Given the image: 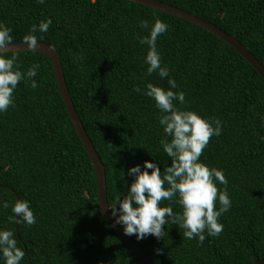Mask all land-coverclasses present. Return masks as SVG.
Returning a JSON list of instances; mask_svg holds the SVG:
<instances>
[{"label": "trees", "instance_id": "16d2710c", "mask_svg": "<svg viewBox=\"0 0 264 264\" xmlns=\"http://www.w3.org/2000/svg\"><path fill=\"white\" fill-rule=\"evenodd\" d=\"M157 1L214 24L264 67V0ZM47 17L49 30L36 35L59 53L72 103L105 167L108 204L131 183L129 167L152 159L161 169L170 164L159 144L163 131L154 102L133 91L149 82L169 87L167 78L146 75L147 46L138 40L148 29L139 27L141 20L169 25L157 50L186 93L183 107L223 122L221 135L210 138L200 158L223 169L228 179L232 205L219 218L222 233L197 244L168 224L163 240L130 236L140 249L154 264L264 259V81L254 68L210 32L126 0H46L43 5L0 0V22L12 28V43L23 42L30 27ZM6 55L17 57L22 72L40 64L34 78L39 86L20 82L15 107L0 114V200L9 203L0 209V228L16 236L15 223L8 220L14 215V193L30 202L37 217L32 226L17 224L26 253L21 264H141L99 212L95 170L66 112L50 60L34 51ZM172 207L181 210L176 203Z\"/></svg>", "mask_w": 264, "mask_h": 264}, {"label": "clouds", "instance_id": "9594fccd", "mask_svg": "<svg viewBox=\"0 0 264 264\" xmlns=\"http://www.w3.org/2000/svg\"><path fill=\"white\" fill-rule=\"evenodd\" d=\"M36 3L43 5L46 0H36ZM51 24L52 19L47 17L30 27L23 37L27 49L37 50L42 37L36 33H46ZM139 27L148 29V34L138 40L140 45L147 46L144 56L146 75L156 73L161 80L167 78L169 87L165 89L149 82L143 88L134 86L133 91L154 102L159 113L158 124L163 131L159 144L170 164L161 169V164L152 159L129 167L126 174L132 178L131 183L111 204L106 202V207L115 224L122 226L123 233L134 235L137 241L149 235L163 240L168 235L165 225L171 224L184 230V238L203 244L207 236L217 237L222 233L224 225L219 218L232 205L224 170L209 167L200 159L210 138L221 135L223 122L214 117L204 118L183 107L186 93L179 90L175 79L170 76L171 69L162 63L161 53L157 50L158 37L168 31L169 25L155 19L151 26L149 21L141 20ZM12 31L11 27L0 22V114L15 107L14 93L20 82L27 81L33 89L39 86L34 79L40 69L39 63H33L22 72L17 57L6 55V46L13 41ZM260 139L264 140V136ZM218 185L225 187L218 188ZM163 201L169 204L162 206ZM173 203L180 206L179 212L174 211ZM7 208L8 201L0 200V209ZM11 211L14 215L8 217L10 222L27 226L37 223L26 199H17ZM161 251L156 249L158 254ZM25 255L13 231L0 228V264H21Z\"/></svg>", "mask_w": 264, "mask_h": 264}, {"label": "water", "instance_id": "95a60500", "mask_svg": "<svg viewBox=\"0 0 264 264\" xmlns=\"http://www.w3.org/2000/svg\"><path fill=\"white\" fill-rule=\"evenodd\" d=\"M132 3H137L143 6H146L150 9L158 10L163 13L172 15L174 17L180 18L194 26L202 28L220 40L227 43L230 47H232L237 53H239L258 73V75L264 81V67L262 64L242 45L240 42L233 36L227 34L222 31L214 24L209 23L201 18L196 17L192 13H189L180 8L162 3L157 0H126ZM6 53H18V52H26L32 51L27 49L26 44L24 42L12 43L6 46ZM34 52H38L44 54L50 60L53 74L56 80L57 88L66 109V112L69 116V119L85 148L86 153L88 154L91 164L95 170L96 175V196H97V204L99 208V212L102 215L105 222L109 225V227L114 231V233L127 245L130 251L137 257L141 264H154L150 258L140 249V247L134 242V240L123 233V229L120 225L115 224L114 218L110 216L106 202L107 201V189H106V174L105 167L102 164L100 157L94 149L93 144L91 143L79 117L75 110V107L70 98V94L68 91V87L65 82L63 69L60 61L59 53L49 44L44 42H39L37 46V50ZM16 200L18 199L16 193H14ZM16 236L19 239L18 233V225L15 224ZM249 264H264V259L255 260Z\"/></svg>", "mask_w": 264, "mask_h": 264}]
</instances>
